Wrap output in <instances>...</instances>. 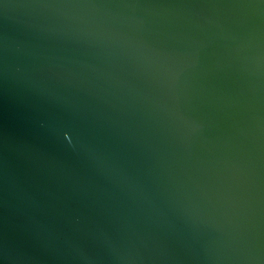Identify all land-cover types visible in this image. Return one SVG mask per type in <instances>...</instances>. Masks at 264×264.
<instances>
[{
  "label": "water",
  "instance_id": "95a60500",
  "mask_svg": "<svg viewBox=\"0 0 264 264\" xmlns=\"http://www.w3.org/2000/svg\"><path fill=\"white\" fill-rule=\"evenodd\" d=\"M0 264H264V0H0Z\"/></svg>",
  "mask_w": 264,
  "mask_h": 264
}]
</instances>
